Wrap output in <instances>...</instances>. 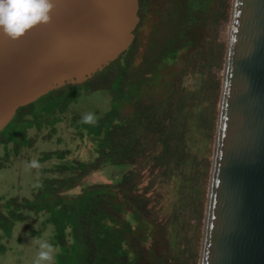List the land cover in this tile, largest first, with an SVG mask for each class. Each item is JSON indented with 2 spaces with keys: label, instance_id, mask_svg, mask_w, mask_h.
Masks as SVG:
<instances>
[{
  "label": "trees",
  "instance_id": "16d2710c",
  "mask_svg": "<svg viewBox=\"0 0 264 264\" xmlns=\"http://www.w3.org/2000/svg\"><path fill=\"white\" fill-rule=\"evenodd\" d=\"M233 2L140 0L135 40L117 60L83 84L45 95L42 105L19 108L0 139L17 153L34 145V127H50L52 137L80 92L105 91L111 100L94 124L73 117L97 156L57 164L48 172L61 176L43 179L34 199H8L6 213L0 205V230L11 235L22 211L47 215L58 264L77 257L78 264H200ZM66 154L46 152L40 161ZM111 166L127 171L114 183L84 184ZM76 187L81 193L69 195Z\"/></svg>",
  "mask_w": 264,
  "mask_h": 264
},
{
  "label": "water",
  "instance_id": "95a60500",
  "mask_svg": "<svg viewBox=\"0 0 264 264\" xmlns=\"http://www.w3.org/2000/svg\"><path fill=\"white\" fill-rule=\"evenodd\" d=\"M140 0H56L52 22L0 35V132L134 42ZM200 264H264V0H234Z\"/></svg>",
  "mask_w": 264,
  "mask_h": 264
},
{
  "label": "rangeland",
  "instance_id": "374dc122",
  "mask_svg": "<svg viewBox=\"0 0 264 264\" xmlns=\"http://www.w3.org/2000/svg\"><path fill=\"white\" fill-rule=\"evenodd\" d=\"M157 3L153 2L152 8L157 9ZM150 22L154 21V16H150ZM143 46L147 44V34L150 31V25L144 28ZM228 25L223 26V39H227ZM144 49H142L143 51ZM219 76L224 74V70L218 71ZM46 101V96L38 100L39 104ZM33 104V103H32ZM31 105V104H29ZM28 106V105H27ZM111 107V100L105 91L88 93L82 91L78 94L74 103L70 106L69 112L61 115V122L56 125V132L52 137L48 138L51 133L50 127L41 130L32 128L28 131L29 137L34 140V145L23 147L18 153L15 152L13 144L8 145L6 149L0 145V160L3 161L4 167L0 169V205L4 213V203L11 198H28L34 199L35 195L42 187V180L61 176L58 173L48 172L57 164L62 162L90 161L97 154L95 151V143L88 136H81V129L73 122L75 113L80 115L77 123L81 124V117L85 113L96 114L106 112ZM9 128H5L0 132V139L8 138ZM62 151L67 152L64 159L53 157L52 159L41 162L43 154L46 152ZM8 157L7 161L3 158ZM32 159H37L41 165L39 169H27L26 164ZM127 171L125 166H111L101 171L93 173L87 177L84 184L94 183H114ZM82 187H76L68 192L69 195L81 193ZM23 221L16 222L12 228L11 235H6L0 230V264H33L37 252V246L32 243L33 238L47 239L53 244L55 229L52 224L45 223L46 216L44 214L36 215L33 212L22 211ZM9 221V220H8ZM36 225V227H35ZM70 242L71 238H69ZM55 246V245H54ZM59 248V254L61 248ZM79 251H73L78 255ZM58 254V255H59ZM58 255L55 258V264H58ZM79 263V258H76Z\"/></svg>",
  "mask_w": 264,
  "mask_h": 264
},
{
  "label": "clouds",
  "instance_id": "9594fccd",
  "mask_svg": "<svg viewBox=\"0 0 264 264\" xmlns=\"http://www.w3.org/2000/svg\"><path fill=\"white\" fill-rule=\"evenodd\" d=\"M55 10L56 0H0V35L12 41L19 40L32 29L50 24ZM81 122L94 124L96 116L91 112L85 113ZM40 167L37 159L26 164L29 170ZM32 243L38 249L33 264H55L59 248L47 239L33 238Z\"/></svg>",
  "mask_w": 264,
  "mask_h": 264
}]
</instances>
